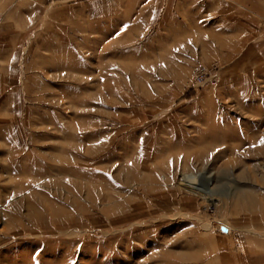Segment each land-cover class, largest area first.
<instances>
[{
	"label": "rangeland",
	"instance_id": "1",
	"mask_svg": "<svg viewBox=\"0 0 264 264\" xmlns=\"http://www.w3.org/2000/svg\"><path fill=\"white\" fill-rule=\"evenodd\" d=\"M46 7L0 18V264H264V0Z\"/></svg>",
	"mask_w": 264,
	"mask_h": 264
},
{
	"label": "crops",
	"instance_id": "2",
	"mask_svg": "<svg viewBox=\"0 0 264 264\" xmlns=\"http://www.w3.org/2000/svg\"><path fill=\"white\" fill-rule=\"evenodd\" d=\"M49 2L51 0H0V18L26 15L41 16L43 13L46 14V6ZM43 10L45 12H42Z\"/></svg>",
	"mask_w": 264,
	"mask_h": 264
},
{
	"label": "built area",
	"instance_id": "3",
	"mask_svg": "<svg viewBox=\"0 0 264 264\" xmlns=\"http://www.w3.org/2000/svg\"><path fill=\"white\" fill-rule=\"evenodd\" d=\"M203 70L202 68H199L195 74V79L196 81H198L199 83H202L204 81L203 79Z\"/></svg>",
	"mask_w": 264,
	"mask_h": 264
},
{
	"label": "bare ground",
	"instance_id": "4",
	"mask_svg": "<svg viewBox=\"0 0 264 264\" xmlns=\"http://www.w3.org/2000/svg\"><path fill=\"white\" fill-rule=\"evenodd\" d=\"M195 189H197L198 191H201L203 193H209L210 192L208 184L202 185V186L200 185L199 187H197Z\"/></svg>",
	"mask_w": 264,
	"mask_h": 264
}]
</instances>
